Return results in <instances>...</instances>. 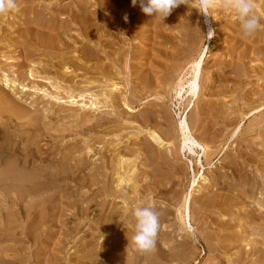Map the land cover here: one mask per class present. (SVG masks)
<instances>
[{"label":"rangeland","instance_id":"obj_1","mask_svg":"<svg viewBox=\"0 0 264 264\" xmlns=\"http://www.w3.org/2000/svg\"><path fill=\"white\" fill-rule=\"evenodd\" d=\"M70 1L71 0H63L62 5H65L64 7L65 10H67L66 8L68 7L72 8L73 6L77 9L79 7V10L81 9L80 11H82V14H84V16H82L81 18L82 20L84 19L83 22H85L83 29L89 28V26H92V24L94 26L97 22H100L99 24L102 25L101 28L102 30H104L105 28L106 29L104 30V32H101L100 29L99 32L97 31L92 35H86V32L82 31L81 27L77 26L78 27L77 28L74 26L72 27L69 26L70 28L68 27L65 30L66 34L64 35V39L66 40V43H68V45L67 44H66L67 46L64 45V49H62V51L59 53L60 55L58 54V56L56 57L55 55L53 56V52H51L50 50H46L42 48L41 50H39L40 48L38 49V47L35 46V42L31 38H29L28 41H26L25 43L26 46L23 45L22 42L20 41V39H22L19 36L22 33L21 31H23L25 28H29V26L24 25L23 19L25 18L26 13L22 12L21 10L22 6L18 4L20 3L19 1L16 0L17 8L15 10L0 12V143L2 141V135H1L3 131L2 128H5V126L9 127V131H10L9 132L10 136L7 141L8 143L4 142V147L6 148V154L3 155L4 156L3 162H0V173L3 177V175L5 174L4 171L8 169L7 166L5 165L6 163H4L5 160L12 162L18 161L17 162L18 166L20 165L18 168L22 167L23 165V167L27 169L25 170V172L27 171V173L30 174L32 173L30 171L42 172L44 169L45 170L47 169V171L51 169H55V168H51V165L49 166V164L51 162L57 161L58 158L62 160L65 153L66 155L68 154L66 156L68 158V162L72 163L73 165L75 162L77 163L79 159H83V158L85 159L88 155H89L88 157H90V162L93 160L92 162L100 163L101 162L100 152H102L108 154L107 159L109 158L108 159L109 161L113 157L117 158L116 160H118L120 156L119 154H121L122 156L125 155L124 157H126L127 160L129 159L128 164L130 165L132 164L134 166V164L136 163L135 168L138 172L139 180L137 181V187H135L134 181H132L133 183L123 182L122 186H120L117 184L118 177L116 175L115 176L116 181L113 183L112 186L115 187L120 186L119 189L120 188L123 189L121 191L122 194L123 192L126 193L124 194L126 195V198L123 199L122 197L125 196H121L115 199L111 196L109 198V203L106 204V206H104L105 208L102 207L101 209H99L102 212L101 211L99 212V210L96 211L94 208H91V206L93 205L92 202H95V200L96 202L102 201L104 195H102L101 193H99V195L95 198L94 197L96 195L95 192L93 193L91 191H88V193L87 191L85 193L79 192L78 194L72 197L74 199L69 198L67 200L65 193L61 195L59 193V196L62 195L65 196L63 198L65 199V201L62 200L65 205L71 204L75 199L78 200L80 198V195L82 194L84 198L81 195L82 198L78 200L79 202L77 203L78 204L77 207L79 206L78 208H85V209L91 208L90 210L93 209L92 212L88 209L89 213L86 214L81 219L73 218V220L76 221L75 225H80L82 229L77 234H73V237H71L70 240L68 242L66 241L65 243L59 242L58 240L63 238V234L60 235L61 231L69 229V226H67L68 221L63 222V224L66 223L67 227L60 223L57 224L56 221L52 223L51 222L47 223L46 225H44L45 229L42 232V230L40 231V229L36 228V225L34 224V222L37 221L36 219L33 222H30V220L33 218L32 216L30 220L25 219L26 216H23L24 209L21 208V213H22V214L20 213L21 221L18 220V222H14L16 223L17 226L13 223L8 225L7 221L4 220L3 214L6 213L7 211H9L10 214L11 211L12 213L17 211L16 207L11 205L12 201L10 200L11 198L14 197L15 194L14 192H12L11 194L10 190L8 194V192H6V189H4V187L1 185L3 188L0 186V259L2 260L3 258L4 261H10L11 264H16L17 262H20L17 264H22V263L23 264H92L93 261L94 263L96 262L95 264H209V263L214 264L216 262L218 263V261H223V260H224L223 261L224 264H228V262H226L227 259L231 255L234 256L236 253L235 250L236 245H230L228 241H224L225 242L223 244L224 246L221 249H219V251L222 253L217 252V249L214 250L215 252L210 251L207 250L208 245L206 241L202 238V236L204 235V233L205 236H209V238L212 235L210 240L213 239L212 241L216 243L215 241H217L216 240L217 238H220L219 240L223 241V239H225L224 237H229L230 234H227L226 232H221L223 233V235L220 234L221 236L220 237L219 235H217L216 231H214L213 233L211 231L212 230L211 228H210L211 230L210 229L203 230L204 228L203 226L205 225L204 222L208 221L207 217H208V213L210 212L212 214L210 216L211 218L217 219L216 217H218V219L220 220L224 219V221L225 222L227 221V223H230V221L233 220L231 222L234 224L236 223L237 214L242 213L244 206L246 207L248 206L249 208L254 207L256 209V212H260V214L264 215V183L263 182H261L262 184H260L258 187H254L252 191L248 194V196L242 195L241 192L242 188L236 189L230 186L232 184H235L237 180L236 176L240 177L242 175L243 176L247 175L246 178H248L249 176L248 179L251 180L250 182H254V180L257 178H259L260 180L262 178L261 181H264V131H263L264 129L262 130V128H260L261 126L257 129V126L259 124L261 125L262 122L261 120H263L261 118L264 117V109L257 113L255 112L257 111L258 108L256 110H253L252 112L248 111L247 109V107H250L251 105L256 108L257 105L260 106L264 101L260 103L259 100L251 104L249 103L250 102L249 101L247 106H245L247 97L245 98L244 96V91L246 88H247L246 90L252 88L254 89L258 85V83H264L263 82L264 79L257 78L258 77L257 74H259L264 67V61L262 62V60L258 59L257 55L251 54V50L253 48L263 46V44H261L260 42L251 43L256 38V36H258L257 35L258 33L255 32L251 36H244L240 31L238 23H236L233 20V16L235 15V13L224 6V0H214L212 8L209 10L210 16L207 17L204 14H202L198 9L197 0H184L186 4H182L177 8L173 9L170 15H168L166 18L163 19V17L161 18L150 17V19L147 20L144 19V14H141L143 12L141 8L138 11L133 12L134 10L132 8L133 5L131 3V0H125L124 2L123 1L118 2L121 8L118 7L119 8L118 11L114 9L115 17L108 19L107 22L104 21L101 22L100 19L99 20L97 19V16L96 17L95 15L89 16L86 13V11L89 10L90 12V10L92 9L98 12V14H101L102 12L103 15L105 14L111 15L110 13H106L108 12L106 10H105L106 12L104 10L101 11L102 8L106 7V6L103 7L99 6V4L103 0H88L89 8L86 9V11H84L85 10L83 8L84 5L81 4L82 3L81 0H76V2L72 6L71 5L66 6V4H68V2ZM104 2L105 1L102 2L103 5ZM120 3L121 4L125 3V4L123 6V4L120 5ZM252 4H253L254 13H256V11L257 13H259L261 12L262 9H264V3L262 0L261 1L252 0ZM96 5H98V7ZM83 11L87 15L83 13ZM129 12H131L132 14L130 15ZM125 15H127L128 17L127 19L128 22L124 20ZM68 16L69 14H67L66 12L63 15L64 18L63 20L67 21L69 19ZM86 16L87 17L89 16L88 23L86 22L87 21ZM207 19H210L212 21L215 34L212 31V34L208 35ZM103 22H104V26H103ZM125 27L128 28L129 30L131 28L132 29L129 32H123L121 29ZM262 28L263 27H261V29ZM108 38L110 39V42ZM96 44H98L99 47H96ZM25 47H27L28 49H26ZM30 47H31V51H30ZM202 49H208L210 56L208 58L209 61L207 60L205 66L206 68L204 69V74H205L204 77L207 74V76L204 78V81L206 82L209 81L211 77H215L217 74L215 71L216 67H214L213 65L216 59L219 58L229 59V57H231L230 55L233 54L236 60L235 67H237L236 68V72H237V69L241 70L243 68L242 70H244L245 68L243 67V64H245V62L242 61H239L241 63L237 62L239 51L248 50L247 54L248 52H250L249 53L250 58L245 59L247 62L246 64L247 71L250 72L249 73L250 76H248V78L247 76H245L248 80L245 77H242V79H240L241 77L239 78L238 76L239 72L234 74V76L237 74L236 76L238 78L236 80V84L238 83L239 85V89H238V85H236V90H238L235 92L236 100H237L236 102H239L241 105L239 106L245 108V110L242 109L240 111H236L237 114L232 115L234 118L232 116L229 117V119L233 118L232 119L233 121L229 120L230 125L228 124L227 127L226 124H224L226 122L225 119L228 116L227 107L233 105L235 106V104L232 103L231 97L228 96V94L227 95L221 94L223 96L218 95L223 100L222 104L226 103L227 107L223 108L224 110H226V112H224L222 109L223 111L222 114L221 113H220L221 115L214 114V118L212 117L213 114L206 115L204 113L201 114V116L198 115L200 114L199 112L202 111L203 109L210 111L211 109L210 104L213 103L210 98V93L205 92V89H203L204 93H202V96L200 97L201 99L197 101H195L196 96L191 98L190 97L191 94L184 93L182 96L183 99H180V101L183 102V100L185 99L186 101L180 104L175 96L174 89L176 83L179 80L177 78L178 72L176 73L174 72L175 68L179 66V64H181L182 62L188 63L190 60H193L192 58L193 57L195 58ZM108 52L110 53L108 54ZM174 52L176 54L178 53L177 56ZM187 53L189 54L188 56ZM107 56L111 57L113 60L111 58L109 59ZM95 57L96 59H98L99 65H97L98 61H95L96 60ZM185 58H190V59L183 61ZM49 59L51 60L54 59L52 61L54 64L50 63L48 61ZM114 61H118V62H114ZM40 62L42 63L44 62V65H40L39 64ZM173 64L175 65L172 66ZM239 64L242 65V68H239L240 66H237ZM109 68L114 72L113 74L115 75L114 76L111 75L113 78L111 76H107V78H111L112 81L117 83L118 88L117 91H115L116 94L120 97V99L125 96H127L126 97L127 99L128 98L130 99L131 97L133 99H137V98L141 99V102H139L138 105H133V103L129 102L128 99L126 100V103L123 102L121 108L119 107L120 113H116L111 106L101 108L98 111L95 108L93 107L91 108V106H89L90 103L92 101H96L95 99L97 98L104 101V98H102L103 95L100 94L101 92L107 91L108 93H110V91H108L110 90L109 87L106 86L105 85L106 82L103 81L106 80V78L103 77V74L104 72L106 73V70L109 71L110 70ZM59 73H63V75L66 74L69 77L66 76L67 78L65 77L66 78L65 80L63 77H59L62 75V74L59 75ZM90 75L92 76L93 79L91 78ZM95 75L100 76V78H98V80L100 79L99 81H95L96 80ZM86 78L87 79L90 78L94 82L93 83L85 82V80L87 81ZM239 80L240 82L243 80L242 82L244 83L242 82L240 83ZM70 81L71 83H69ZM144 81L146 82L148 81L152 85L149 84L147 88H144L143 86L146 84V82ZM245 81L247 82L245 83ZM187 87L188 85L186 86V88ZM260 88L259 90L263 89ZM262 94H264V92L261 93V95ZM58 96L60 97L62 96L61 100H59L58 98H57L58 100L56 99V97ZM189 97L191 98L190 103L188 101ZM9 101L11 102L9 103ZM17 101L18 103H20V105H23L24 107L26 106L29 114L32 117H34L35 122L38 123L36 124L37 127L35 126L33 127L31 125L33 123L27 121L30 120L31 117L30 118L28 117L27 119L21 121L20 119L16 120V116L11 114V108L14 105L13 103H16ZM84 104H88V106L85 107ZM151 104H153L155 107L153 106L151 107ZM100 105L102 104L100 103ZM206 105L208 106V108ZM146 107L147 108L149 107L148 108L149 110L151 109L153 110L154 108L153 112L157 113L155 115H157V118H159V120L156 119L158 120L157 123L159 126L158 125L154 126L155 124L154 122H152L151 124H146L143 121H141L142 120L141 114L144 111L148 110ZM236 107H238L237 104ZM101 114L107 117L108 116L116 117L118 115V117L120 118L116 117L118 120L114 118L113 123L110 122L108 126H103L101 128L99 132L100 139L98 141L92 139L94 133H92L90 129H86L87 130L86 131V130H82L81 128L78 129L75 128L76 127L75 125L78 123H79L78 125L85 126L84 124H88V123L90 124L94 122L95 120L99 119V117H101L100 116ZM206 116L207 118L205 120L204 118ZM235 116L237 117V119H235ZM79 117L83 119H80ZM86 117L91 119L87 121L85 120ZM200 117H203L201 118L204 119L203 122H201ZM185 118H187V120L190 122L189 124L192 130V134L197 136V138L199 137L198 139H200V141L206 145L207 152L204 155H203V150L201 149H198L196 155L190 154L188 150L185 151L182 150L183 152L179 151L180 149L179 145L181 142L180 139L182 138L180 137L182 135L179 128L181 122H183ZM234 119L237 121H234ZM25 121L28 123H25ZM259 121L260 123H258ZM4 123H6V125ZM222 123L223 125L221 126ZM262 124H264V122ZM221 127L222 130L224 131H221ZM236 127L238 128V131ZM151 128L152 130L157 131L165 141L164 143H162V145L160 144L156 145L157 144L156 143L155 144L156 146L154 145L156 149L155 150L152 149L154 151V152L152 151L153 153L151 152V150L147 152L148 150L145 151L146 148L144 149V146L147 145L148 139H150V137L148 136ZM172 129H174V131ZM218 130L219 132L221 131L222 133L220 134L218 132L219 133L218 134L217 133ZM215 132L217 133V135ZM166 138L168 140H166ZM103 142H106V146L104 145ZM166 142H170L172 144L169 145ZM150 147L148 142L147 149L148 148L150 149ZM52 148L56 149L57 153L59 154L58 156L56 155V153L55 156L54 155L52 156V154L50 153L51 150H53ZM27 150H30V152H27L26 154ZM39 150L40 152H44V153L45 151H47L48 153H50L49 155L51 157L48 156L47 159L44 157L45 163L44 165H41V169L30 170V168H27V166L31 164L30 161H33L32 159L33 156L34 157L37 155L39 156L38 161L36 160V165H39L40 164L39 162H41L39 161V159L42 158ZM87 150L88 151L90 150V153L88 155L86 154ZM132 150L135 151L133 152ZM168 150L170 152H168ZM136 152L139 153L141 152L139 158L137 157ZM24 157L26 158L30 157V159H26V161H24L25 160ZM242 160L248 163L247 164L245 163L242 166L244 170L241 169V171L238 174V172L236 173V170L234 168L236 163H239ZM92 166L95 167V164H85L80 166L74 165V168L70 171V173L72 174L71 176H73L72 178H80L84 176L85 173H87L89 169L92 168ZM151 174L153 175V177ZM203 177H207L206 182H208V188L205 191L202 190V187H205V185L204 186L202 185L204 184V182H202L204 181ZM154 178L157 180V184L152 185V187L154 186L155 189L153 187L151 188V190L149 189V191L147 192L142 190L143 183H145L150 179L152 180ZM231 181L234 183H232ZM216 183H220V185L223 183V185L219 187L216 185ZM72 184L74 185L75 183L73 182ZM242 184L245 185L246 187H250L249 184L251 183L249 184L242 183ZM67 186L69 185L62 184L57 188H53L49 192L51 193L54 190H60V189L67 190L68 188ZM108 186H111V184ZM153 189L155 190V192ZM214 192H217L218 194L220 192V194L222 193L231 196L230 198L234 199L235 202L234 205L230 206L234 211L232 215H230L229 212H227L226 210L224 209L222 210L218 207L216 208L210 207L211 208L210 210L205 211L201 203L202 199L206 198L204 196V193L208 195L209 194L213 195ZM45 193L49 194L48 192L39 193V194H44L46 196ZM10 195H12L13 197L12 196L10 197ZM76 196H78L79 198ZM189 196L192 197V209H193L192 228H190V226L188 228L184 226L176 210V208H179V206L182 205V203L180 204V202L181 201L184 202L186 197L190 198ZM39 197L40 195L37 197L36 196L22 197L21 205L25 207V205L29 204L33 199L37 200L39 203L40 201ZM42 197L44 196L41 195V198ZM7 199L11 202H9ZM125 199H128V201H126ZM170 200L173 201L171 202ZM174 200H176V202H174ZM125 205H126L125 208L127 209L126 218L124 219L122 218L120 220H118L119 218L116 219L114 223L116 222L118 224L116 225L112 224L113 225V226L111 225L112 227L108 224L105 226L103 222L105 218L108 217L109 214L112 213L114 209H116L117 207L123 208ZM137 206H141V207L150 206L152 208L154 207V210L157 211L159 215L160 227L158 230V235L156 237V245H155L156 248H154V250H152L151 252L142 253L138 251L135 248V246L131 243V239H132L131 237L135 233V220L134 217L132 216V209ZM1 207L3 208V210L1 209ZM92 207H94V205ZM6 209L8 210L5 211ZM122 210H124V208ZM238 211H240V213H238ZM90 213L92 216L89 215ZM242 214L244 215V213ZM245 216L246 214L244 215L243 219L240 220L243 222V227L247 225L249 226V229H251V232L255 233L254 235H251L249 238L253 239L255 238V236L256 238H258L257 237L258 233L256 232L262 231L263 230L262 228L264 227H262L260 221L258 220L247 224V218ZM210 217L209 220L211 219ZM23 218L24 221L22 220ZM65 218L66 217H63V219ZM96 221L97 222L99 221L100 223L99 229L94 228L96 226ZM53 224H55L54 227L48 229V227H50V225L52 226ZM5 226L7 228L8 227L10 228V229L8 228V230H10L9 232ZM92 226L94 229L92 228ZM2 227L4 229H1ZM37 229L39 232H37ZM86 230H88L90 235L86 232ZM89 230L93 232L91 233ZM44 231H46L47 233H45ZM82 231H84L87 234L83 233ZM121 231L123 232L124 235L121 233ZM35 232H37L38 235L40 234V236L38 240L37 239L34 240L33 243L31 242L30 239L31 237L28 239L26 234L32 236V234L35 235ZM41 234L42 236H47L48 234H52L54 235V238L52 240L44 238L45 239L44 241L42 240L43 237L41 236ZM84 234L85 236H83ZM214 234L216 236H214ZM109 235H114V237L121 236L126 241L124 244H121L118 248H115V250H112L111 254L109 253L110 256L106 255L105 258L104 257L102 258L101 256H97V260H94V258L91 259L89 257V260H84L82 256L85 255L86 252L88 253L90 249L98 250V247L99 248L103 247L102 243L105 242V241L103 242V240L107 239ZM231 237L233 236L231 235ZM85 240H89L90 242L83 245V241ZM104 245H106V242L104 243ZM15 249H17V251ZM18 254H20L21 257L20 256L18 257ZM14 261L15 263H13Z\"/></svg>","mask_w":264,"mask_h":264},{"label":"bare ground","instance_id":"obj_2","mask_svg":"<svg viewBox=\"0 0 264 264\" xmlns=\"http://www.w3.org/2000/svg\"><path fill=\"white\" fill-rule=\"evenodd\" d=\"M19 1L20 4L22 7H21V10L22 12L26 13L25 15V18L23 19L24 20V25L26 26H29V28H25L23 31H21L22 33L19 35L22 39H20V41L22 42L23 45H25L26 41H28L29 38L33 39L34 42H35V46L38 47L39 50L42 49H46V50H50L51 52H53V56L55 55L58 56V54L62 51V49H64V45H68V43H66V40L64 39V35L66 34V29L70 26H74V27H81L82 31L86 32V35H92L93 33L95 32H99V30L102 28V25H100L99 23L100 22H97L94 26L92 24V26H89V28H86V29H83L84 27V23L83 20H82V16H84V14H82V11L79 10V7L78 9L75 8L74 6L72 8L68 7L66 8L67 10L64 9L65 5H62V2L63 0H17ZM104 2V5L102 4V2ZM99 6H106L105 8H102L101 11H108L106 13H110L111 15H103V13L99 10V12H101V14H98V12H96L95 10H89L86 11V9L89 8L88 6V0H81V4L84 5V11H86V13L90 16H94L95 17L97 16V19L104 21V22H107L108 19L110 18H114L115 17V12H114V9H116L118 11V7L121 8V6H119V3L118 2H124L125 0H103ZM107 1V3H106ZM257 1H261V0H257ZM263 3H264V0H262ZM76 2V0H71L70 2H68V4H66V6H72L74 3ZM100 2V1H98ZM96 3V2H95ZM260 3V2H259ZM97 4V3H96ZM107 4V5H105ZM123 4V3H122ZM120 3V5H122ZM125 4V3H124ZM123 4V6H124ZM182 5V4H181ZM94 6V5H93ZM98 7V5H96ZM131 6V5H130ZM95 7V6H94ZM129 7V6H128ZM70 8V9H69ZM93 8V7H92ZM100 8V7H99ZM133 12L135 11H138L141 7L139 5V3L136 5V6H133ZM95 9V8H94ZM131 10V9H130ZM129 10V11H130ZM83 11V13H85ZM67 12V14H69V19L67 21H64L63 19V15ZM132 12V11H131ZM129 12V14L131 15L132 13ZM172 12V11H171ZM85 13V14H86ZM119 13V12H118ZM121 13V12H120ZM86 14V15H87ZM117 14V13H116ZM141 14H144V19H150V16L146 15L145 13H141ZM173 14V13H172ZM259 19H260V24L262 26H264V9L261 10V12L255 13ZM177 15V14H176ZM89 16L87 17L86 16V22L88 23L89 21ZM117 16V15H116ZM67 17V16H66ZM118 17V16H117ZM180 17V16H178ZM93 18V17H92ZM161 18V17H160ZM174 18V17H173ZM96 19V18H95ZM96 19V20H97ZM120 19V18H119ZM116 20V19H115ZM121 20V19H120ZM155 21V20H154ZM67 22V23H66ZM104 22H103V26H104ZM111 22V21H110ZM128 22V21H127ZM207 22H208V35H211L212 33H209V30L213 31L214 34H215V30L213 28V25H212V21L210 19H207ZM102 24V23H101ZM109 24V23H108ZM7 25V24H6ZM107 25V24H106ZM127 25V24H126ZM231 25V24H230ZM110 26V25H109ZM69 27V28H70ZM73 27V28H74ZM77 27V28H78ZM88 27V26H87ZM183 27V26H182ZM76 28V29H77ZM200 28V27H199ZM4 29V28H3ZM7 29V28H6ZM75 29V28H74ZM104 29V28H103ZM106 29V28H105ZM104 29V30H105ZM132 29V28H131ZM130 29V30H131ZM104 30L101 29V32H104ZM109 30V29H108ZM123 32H129L130 30L128 28H122L121 29ZM154 30V29H153ZM200 30V29H199ZM13 31V30H12ZM110 31V30H109ZM108 31V32H109ZM117 32V31H116ZM120 32V31H118ZM68 33V31H67ZM106 33V32H105ZM256 33H258L256 36V38L251 42V43H254V42H260L261 44H263V46H259L257 48H253L251 50V54L253 55H257L258 59L262 60V62L264 61V27L261 29V30H258L256 31ZM5 34V33H4ZM68 35V34H67ZM102 35V34H101ZM18 36V37H19ZM8 37V36H7ZM120 37V36H119ZM170 37V36H169ZM172 37V36H171ZM72 38V37H71ZM74 38V36H73ZM167 38V37H166ZM165 38V40H166ZM109 39V38H108ZM121 39V38H120ZM178 39V38H176ZM112 40V39H111ZM159 40V39H158ZM169 40V39H168ZM75 41V40H74ZM116 41V40H115ZM114 41V42H115ZM160 41V40H159ZM176 41V40H175ZM194 41V40H193ZM19 42V41H18ZM102 42V41H101ZM109 42H110V39H109ZM113 42V44H114ZM181 42V41H180ZM197 42V41H195ZM77 43V42H76ZM121 43V42H120ZM187 43V42H186ZM194 43V42H193ZM99 44V43H98ZM96 44V47H99V45ZM112 44V43H111ZM197 44V43H196ZM66 45V46H67ZM251 45V44H249ZM26 46V45H25ZM105 46V45H104ZM134 46V45H133ZM185 46V45H184ZM21 47V46H20ZM24 47V46H23ZM36 47V48H37ZM186 47V46H185ZM189 47V46H188ZM191 47V46H190ZM195 47V46H194ZM26 49H28L27 47H25ZM121 48V47H120ZM206 48V47H205ZM232 48V47H231ZM22 49V48H21ZM122 49V48H121ZM124 49V48H123ZM164 49V48H163ZM186 49V48H185ZM240 49V48H239ZM134 50V49H133ZM162 50V49H161ZM170 50V49H169ZM233 50V49H232ZM30 51H31V47H30ZM116 51V50H115ZM120 51V50H119ZM122 51V50H121ZM197 51V50H196ZM247 51L248 50H242V51H239L238 53V57H237V62L239 61H242V62H245V64H243V67L244 70H242V65H237V66H240L239 68H242L241 70L240 69H237V72L238 73V76L240 79H242V77H245L247 76H250V72L247 71V62L245 59L247 58H250V52H248L247 54ZM24 52V51H23ZM152 52V51H151ZM165 52V51H164ZM199 52V50H198ZM196 52V53H198ZM63 53V52H62ZM61 53V54H62ZM110 52H108L109 54ZM120 53V52H119ZM166 53V52H165ZM175 53V52H174ZM189 53V52H188ZM187 53V56L189 55ZM223 53V52H222ZM99 54V53H98ZM96 54V55H98ZM176 54V53H175ZM178 54V53H177ZM176 54V56H177ZM41 55V54H40ZM60 55V54H59ZM118 55V54H117ZM122 55V54H121ZM182 55H185V54H182ZM236 55V53H235ZM114 56V55H113ZM167 56V55H166ZM171 56V55H170ZM175 56V58H176ZM212 56V54H211ZM231 57H229V59L225 58H219V59H216L215 62H214V67H216L215 71H216V76L215 77H211L209 79V81H204V78L207 76L204 77V69L206 68V63H207V60L208 58L210 57L209 56V50L208 49H202L198 54L197 56L194 58L193 56V60H190L188 63L187 62H182L181 64H179V66H177L174 70V72H178V76L177 78L179 79L178 82L176 83V86H175V96L177 98V100L179 101V103H184L185 100H183V102L180 101V99H183L182 96L183 94H191V98L196 96V100H199L201 99L200 97L202 96V93L203 92V89H205V92H209L210 93V98L212 100L213 103H211V107L209 105V110H206V109H203L202 111H200L198 114L199 116H201V114H213V118H214V114L215 115H218V114H222V112H226V110H224L223 108L224 107H227L226 106V103L222 104L223 100L222 98H220L218 95L220 96H223V95H227L231 97V100H232V103L235 104V106H228L227 107V110H228V116L226 117V122L224 124H226V127L227 125L230 123L229 120L233 121L232 119L234 118L232 115L233 114H237L236 111H240V110H245V108L243 107H240V103L239 102H236V85H238V83L236 84V80H237V74L234 76L236 72V60H235V56L232 54L230 55ZM62 57V56H61ZM98 57V56H97ZM108 57V56H107ZM115 57V56H114ZM173 57V56H172ZM221 57V56H220ZM109 59L111 57H108ZM122 58V57H121ZM120 58V59H121ZM24 59V58H23ZM79 59V58H77ZM96 59V57H95ZM94 59V60H95ZM100 59V58H99ZM112 59V58H111ZM115 59V58H114ZM187 59H190V58H185L183 61H186ZM47 60V59H46ZM54 60V59H53ZM51 59H49L48 61L52 64H54ZM60 60V59H59ZM113 60V59H112ZM119 60V59H117ZM173 60V59H172ZM178 60V59H177ZM95 61H98V59H96ZM209 61V60H208ZM56 62V61H55ZM72 62V61H71ZM114 62H118V61H114ZM163 62V61H162ZM70 63V62H68ZM241 63V62H239ZM40 65H44V62H40L39 63ZM108 64V63H107ZM32 65V64H31ZM35 65V64H34ZM33 65V66H34ZM97 65H99V61L97 62ZM95 65V66H97ZM175 64H173L172 66H174ZM178 65V64H176ZM212 65V66H213ZM55 66V65H54ZM77 66V65H76ZM136 66V65H135ZM40 67V66H39ZM79 67V66H78ZM87 67V66H86ZM261 67V66H260ZM263 67V66H262ZM38 68V67H37ZM71 68V67H70ZM81 68V67H80ZM79 68V69H80ZM210 68V67H209ZM26 69V68H25ZM58 69V68H57ZM56 69V70H57ZM110 69V68H109ZM36 70V69H35ZM66 70V69H65ZM69 70V69H68ZM74 70V69H73ZM137 70V69H136ZM250 70V69H249ZM76 71V70H75ZM104 72V71H103ZM135 72V71H134ZM146 72V71H145ZM148 72V71H147ZM252 72V71H251ZM37 73V72H36ZM49 73V72H48ZM114 72L110 69L109 71L106 70V73L104 72L103 74V77L106 78V80H103L106 82V86L109 87L110 90V93H108L107 91L106 92H101L100 94L103 95L102 98H104V101L100 100L99 98L95 99L96 101H92L90 103L89 106H91V108H95L97 111L100 110L101 108H104V107H108V106H111L114 111L116 113H120V110H119V107L121 108L122 105H123V102L126 103V100H128L125 96L123 98L120 99V97L116 94L115 91H117V88H118V85L116 82L112 81L111 78H107V76H114L115 74H113ZM153 73V72H152ZM173 73V72H172ZM20 74V72H19ZM62 74L61 76L59 77H63L65 80H66V74L63 75V73H59V75ZM89 74V73H88ZM252 74V73H251ZM72 75V74H71ZM89 76V75H88ZM91 76V75H90ZM96 76V75H95ZM99 76V75H98ZM96 76V80L94 78L95 81H99L98 78H100V76L98 77ZM111 76V77H112ZM172 76V75H171ZM252 76V75H251ZM255 76V75H254ZM257 78H261V79H264V67L263 69L261 70V72L259 74H257ZM66 77V78H65ZM69 77V76H68ZM102 77V76H101ZM148 77V76H147ZM174 77V76H173ZM176 77V76H175ZM16 78V77H15ZM25 78V77H24ZM30 78V77H29ZM92 78V76H91ZM113 78V77H112ZM117 78V77H116ZM138 78V77H137ZM152 78V76H151ZM246 78V77H245ZM246 78V79H247ZM18 79V78H17ZM74 79V78H73ZM87 79V78H86ZM93 79V78H92ZM245 79V80H246ZM257 79V80H258ZM70 80V79H68ZM168 80V78H167ZM172 80V79H171ZM248 80V79H247ZM21 81V80H20ZM19 81V82H20ZM110 81V82H109ZM149 81V80H148ZM146 82V84L143 86L144 88H147L148 85L150 84V82ZM151 81V80H150ZM243 81V80H242ZM241 81V82H242ZM61 82V81H59ZM58 82V83H59ZM67 82V81H66ZM76 82V80H75ZM85 82H88V83H93L94 81H92L90 78L87 79V81L85 80ZM142 82V81H141ZM206 82V83H204ZM240 82V80H239ZM240 82V83H241ZM247 81H245L246 83ZM250 82V81H249ZM260 82V81H259ZM262 82V81H261ZM264 82V80H263ZM71 83V81L69 82ZM78 83V81H77ZM157 83V82H155ZM244 83V82H242ZM258 83V82H256ZM123 84V83H122ZM134 84V83H133ZM254 84V83H253ZM71 85V84H70ZM152 85V84H150ZM160 85V84H159ZM188 85V87L186 88V86ZM245 85V84H244ZM258 85H259V88L262 89V90H259L258 88ZM258 85L253 89H249V90H246L244 91V96L245 98L247 97V101L245 103V106H247L248 102L251 104V103H255L256 101H259L260 103L263 100L264 98V94L261 95V93L264 92V83H258ZM72 86V85H71ZM142 86V85H141ZM163 86V85H162ZM253 86V85H252ZM57 87V86H56ZM102 87V86H101ZM165 87V86H164ZM171 87V86H170ZM218 87V88H217ZM241 87V86H240ZM104 88V87H103ZM217 88V89H216ZM249 88V87H248ZM58 89V88H57ZM81 89V88H80ZM85 89V88H84ZM137 89V88H136ZM150 89V88H149ZM238 89H239V85H238ZM119 90V89H118ZM131 90V89H130ZM163 90V89H162ZM165 90V89H164ZM241 90V89H240ZM105 91V90H104ZM229 91H232V92H229ZM119 92V91H118ZM160 92V91H159ZM165 92V91H164ZM168 92V91H167ZM241 92V91H240ZM82 93V92H81ZM135 93V92H134ZM59 94V93H58ZM85 94V93H84ZM99 94V96H100ZM137 94V93H136ZM223 94V95H221ZM10 95V94H9ZM63 95V94H62ZM83 95V94H82ZM72 96V95H71ZM140 96V95H139ZM262 96V98H261ZM64 97V96H63ZM69 97V96H68ZM67 97V98H68ZM84 97V96H83ZM122 97V96H121ZM189 97L188 101L189 103L191 102V98ZM204 97V96H203ZM59 99L61 100L62 96H58L56 97V99ZM76 98V97H75ZM137 98V96H136ZM57 99V100H58ZM164 99V98H163ZM262 99V100H261ZM225 100V99H224ZM86 101V100H85ZM129 102L133 103V105H138L139 102H141V99H133L132 97L128 100ZM11 101H9L10 103ZM205 102V101H204ZM100 103L102 105H100ZM14 105L12 106L11 108V114H13L14 116H16V120H21L23 121L24 119H27L28 117L30 118V120H27V121H30L31 124L33 127H37L36 123L35 122V119L34 117H32L29 112H28V109L26 108V106L24 107L23 105H20V103H18V101L16 103H13ZM148 104V103H147ZM236 104L238 107H236ZM249 104V105H250ZM150 105V104H149ZM204 105V104H203ZM223 105V106H222ZM231 105V104H230ZM240 105V106H239ZM255 105V104H253ZM257 105V104H256ZM84 106H88V104H84ZM148 106V105H147ZM155 107L153 104H151V107ZM201 106V105H200ZM207 106V105H206ZM264 102H262V104L259 106L257 105L256 108L253 107L252 105L250 107H247L248 111L252 112L253 110H256L257 108V112H260L261 110L264 109ZM11 107V106H10ZM150 107V109H151ZM195 107V106H194ZM221 107V108H220ZM260 107V109H259ZM262 107V108H261ZM147 108V107H146ZM145 108V109H146ZM149 108V107H148ZM147 108V109H148ZM159 108V107H158ZM197 108V107H196ZM202 108V107H200ZM208 108V106H207ZM237 108V109H236ZM146 109V110H147ZM199 109V108H198ZM223 109V111H222ZM246 109V110H247ZM9 110V109H8ZM144 110V109H143ZM154 110V108H153ZM153 110H147V111H144L142 114H141V118L144 123L146 124H151L152 122H154V126L158 125V120L159 118H157V113H154ZM156 110V108H155ZM196 110V109H195ZM221 110V111H220ZM10 111V110H9ZM107 111V110H106ZM34 112V111H33ZM245 112V111H244ZM10 113V112H9ZM32 113V112H30ZM91 113V112H90ZM103 113V112H102ZM123 113V111H122ZM163 113V112H162ZM243 113V111H242ZM249 113V112H247ZM89 114V113H88ZM113 114V113H112ZM139 114V113H137ZM220 114V115H221ZM116 115V114H115ZM134 115V114H133ZM165 115V114H164ZM240 115V114H239ZM243 115V114H242ZM34 116V115H33ZM101 117H99V119L95 120L94 122L92 123H88V124H84L85 126L83 125H78L76 124L75 128L78 129V128H81L82 130H86V129H90L92 131V133H94V136H93V140L95 141H98L100 139V136H99V132L101 130V128L103 126H108L110 124V122L113 123V120L114 118L118 117V115L116 117H107V116H104L103 114L100 115ZM203 116V115H202ZM233 117L231 119H229V117ZM244 116V115H243ZM242 116V117H243ZM39 117V116H38ZM37 117V118H38ZM82 117V116H81ZM123 117V116H122ZM136 117V116H135ZM216 117V116H215ZM33 118V119H32ZM80 118V117H79ZM120 118V117H118ZM169 118V117H168ZM203 118V117H200V119ZM207 116L204 118L206 120ZM239 118V116H238ZM80 119H83V118H80ZM91 118H88L86 117L85 120L89 121ZM140 119V118H139ZM158 119V120H156ZM204 119H201V122L204 121ZM235 119H237V117L235 116ZM234 121H237L235 120ZM264 120V117L261 118ZM33 120V121H32ZM116 120H118L116 118ZM165 120V119H164ZM175 120V119H174ZM260 120V119H259ZM261 120V125L257 124L255 126H257V129L260 127L262 128V130L264 129V124H262L264 121ZM20 121V122H21ZM81 121V120H80ZM161 121V120H160ZM194 121V120H193ZM213 121V120H212ZM29 122V123H30ZM254 122V121H253ZM23 123V122H22ZM21 123V124H22ZM25 123H28L25 121ZM116 123V122H115ZM190 122L187 120V118L184 119L183 122H181L180 124V131H181V135L180 137H182L180 140V145H179V151H185V150H188V152L190 154H195L197 153L198 149H201L203 150V155L207 152V147L205 144H203L200 139L197 138V136L193 135L192 134V130H191V127H190ZM260 123V121L258 122ZM6 125V123H4ZM142 124V123H141ZM152 124V125H153ZM251 124V123H250ZM256 124V122H255ZM215 125V124H214ZM223 125V123L221 124V126ZM230 125V124H229ZM10 126V125H9ZM145 126H148V125H145ZM159 126V125H158ZM217 126V125H216ZM225 126V125H224ZM235 126V125H234ZM253 126V125H252ZM23 127V126H22ZM27 127V126H26ZM208 127V126H207ZM250 127V125H249ZM7 128V129H6ZM21 128V127H20ZM74 128V129H75ZM153 128V127H152ZM152 128L150 129V132H149V136L150 139H148V142H149V147L150 149L148 148L147 149V146H148V142H147V145L144 146V149L146 148L145 151L149 152L151 150V152L153 151L152 149H156L154 147V145H162V143H164V139L162 138V136L159 135V133L155 130H152ZM166 128V127H165ZM233 128V127H232ZM237 128V127H236ZM256 128V127H255ZM3 131L1 133L2 135V141L0 143V162H3V155L6 154V148L4 147V142L6 143L9 139V136H10V131H9V127H6L5 128H2ZM146 129V128H145ZM207 129V128H206ZM216 129V127H215ZM225 129V128H223ZM227 129V128H226ZM248 129V128H247ZM55 130V129H54ZM174 131V129H172ZM260 130V129H259ZM87 131V130H86ZM167 131V130H166ZM204 131V130H203ZM202 131V132H203ZM221 131H224L222 130V127H221ZM219 132V130L217 131V133L219 132L220 134L222 132ZM237 131H238V128H237ZM264 131V130H263ZM213 132V131H211ZM229 132V131H228ZM16 133V132H15ZM178 133V132H177ZM198 133V132H197ZM216 133V132H215ZM216 133V135H217ZM218 133V134H219ZM237 133V132H236ZM242 133V132H241ZM262 133V132H261ZM167 134V133H166ZM199 134V133H198ZM207 134V133H206ZM205 134V135H206ZM225 134V133H224ZM169 135V134H168ZM177 135V134H176ZM175 135V136H176ZM197 135V134H196ZM212 135V134H211ZM241 135V134H240ZM263 135V134H262ZM200 136V135H198ZM209 136H210V133H209ZM224 136V135H223ZM231 136V135H230ZM56 137V136H55ZM138 137V136H137ZM178 137V136H177ZM215 137V136H214ZM239 137V136H238ZM169 138V137H168ZM213 138V137H212ZM218 138V137H217ZM166 140H168L166 138ZM209 140V138H208ZM244 140V139H243ZM94 141V142H95ZM103 141V140H102ZM146 141V140H145ZM218 141V140H217ZM8 143V142H7ZM104 145L106 146V142H103ZM168 143L169 145L172 144L170 142H166ZM165 143V144H166ZM182 143V145H181ZM250 143V142H249ZM35 144V143H34ZM38 144V143H37ZM143 144V143H142ZM6 145V144H5ZM32 145V144H31ZM155 145V146H156ZM217 145V144H216ZM254 145V143H253ZM14 146V145H13ZM121 146V145H120ZM143 146V145H141ZM140 146V148H141ZM42 147V146H41ZM100 147V146H99ZM5 148V149H4ZM170 148V147H169ZM32 149V148H31ZM36 149V148H35ZM53 149V148H52ZM8 150V149H7ZM142 150V149H141ZM212 150V149H211ZM259 150V149H258ZM261 150V149H260ZM128 151V150H127ZM133 151V150H132ZM135 151V150H134ZM133 151V152H134ZM144 151V152H145ZM182 151V152H183ZM255 151V150H254ZM8 152V151H7ZM27 152H30V150H27L26 151V154ZM40 152V150H39ZM67 152V151H66ZM154 152V151H153ZM152 152V153H153ZM158 152V151H157ZM168 152H170L168 150ZM52 154V156L54 155L55 156V153L56 155L58 156L59 154L57 153L56 149H53L51 150L50 152ZM47 151L44 152H40V155L42 158L39 159V162L40 164L39 165H36V160L38 161V158L39 156H31V158L33 159V161H30L31 164L29 166H27V168H30V170H38V169H41V165H44V157L47 159L48 156H50ZM90 153V150L88 151L87 150V155ZM101 153V162L100 163H96V162H90V157H86L85 159H79L77 161V163L74 165H85V164H95V167L92 166V168L89 169V171L87 173H85L84 176L80 177V178H72L73 176H71L72 174L70 173V171L74 168V165L72 163H69L68 162V158L66 157V153L65 155L63 156L62 160L61 159H57V161H54V162H51L49 164V166L51 165V168H55V169H51L49 171H47V169L43 170L42 172L41 171H37V172H34V171H30L32 173H27V171L25 172V170H27L26 168L23 167H20L18 168V161L16 162H12V161H6L4 163H6L5 165L7 166V172H5V174L1 175L0 173V186L2 185L4 187V189H6V192H9L11 191V194L12 192H14V197L12 195H10V197L12 196L13 198H11L10 200L12 201L11 205L12 206H15L17 211L12 213L11 211V214L9 213V211H7L8 209H6L5 211H7L6 213H2L3 216H4V220L7 221L8 225L13 223L16 225V223L14 222H18L21 221L20 219V213H21V208L24 209L23 210V216H26L25 219L27 220H30L31 216L33 217L30 222H33L35 219L37 220L36 222H34V224L36 225V228L40 229V231L45 229L44 228V225H46L47 223H52L54 221L64 226H66V223L63 224V222H67L68 221V224L67 226H69V229L67 230H62L61 231V234H63V238L58 240L59 242H62V243H65L66 241L68 242L70 240L71 237H73V234H77L82 228L80 227V225H75L76 224V221L73 220V218L75 219H81L82 217H84L86 214L89 213L88 209H85V208H78L77 207V203L79 202L78 200L81 197L80 195V198L78 196L79 199H75L71 204H67L65 205L64 202L62 200L65 201V199H63L65 196L67 197V199L69 198H72L74 195L78 194L79 192H83L85 193L87 191H91L92 193L95 192L96 195L94 196L95 198L99 195V193H101L102 195H104V198L102 199V201H97L95 200V202H92L94 207H92L91 205V208H94L96 211H98L99 209H101L102 207L105 208L104 206H106V204L109 203V198L112 196L113 198L117 199L118 197H121V196H125V197H122L123 199L126 198V194L125 192H123L122 194V191L123 189H119L120 186H122V183L123 182H132L134 181V184H135V187H137V181L139 180L138 178V172L135 168V164L134 166L131 164H128V160L126 159V157L122 156L121 154H119V158L118 160H116L117 158H112L110 161L107 159V155L106 153ZM141 153V152H140ZM140 153L139 152H136L137 154V157L139 158L140 157ZM156 153V152H155ZM210 153V152H209ZM157 154V153H156ZM249 154V153H248ZM36 155V154H35ZM45 155V156H44ZM47 155V156H46ZM144 155V153H143ZM207 155V154H206ZM252 156V155H251ZM254 156V155H253ZM262 156V155H261ZM20 157V156H19ZM27 157V156H26ZM25 158L24 161H26V159H30L29 158ZM51 157V156H50ZM147 157V156H145ZM150 157V155H149ZM152 157V156H151ZM155 157V155H154ZM21 158V157H20ZM56 158V157H55ZM22 159V158H21ZM45 159V160H46ZM156 159V158H155ZM54 160V159H53ZM246 160V159H245ZM251 160V159H250ZM28 161V160H27ZM132 161V160H131ZM152 161V160H151ZM156 161V160H155ZM29 162V163H30ZM50 162V161H49ZM127 162V163H126ZM133 162V161H132ZM161 162V161H160ZM159 162V163H160ZM250 162V161H249ZM26 163V162H25ZM47 163V162H46ZM156 163V162H155ZM246 162L245 161H240L239 163H236L235 165V170H236V173L241 171L242 166L245 164ZM248 163V162H247ZM246 163V164H247ZM20 164V162H19ZM27 164V163H26ZM153 164V163H152ZM154 165V164H153ZM231 165V164H230ZM46 166V165H45ZM229 166V165H228ZM158 167V166H157ZM78 168V167H77ZM245 168V167H244ZM146 169V168H145ZM155 170V169H154ZM244 170V169H243ZM246 170V169H245ZM157 171V170H156ZM2 172V173H4ZM73 172V171H72ZM142 173V172H141ZM117 175L118 177V185H120L119 187L118 186H112L113 183L116 181V178L115 176ZM152 175V174H151ZM245 175V174H244ZM147 176V175H146ZM156 176V175H155ZM247 176V175H246ZM246 176H236L237 177V180L235 182V184H232L230 185L231 187L233 188H242L241 192H242V195L244 196H248V194L252 191V189L254 187H258L260 184H262L261 182L264 183V181H261L259 178L255 179L254 182H250L251 180H249V176L248 178H246ZM153 177V175H152ZM223 177V176H222ZM151 178V177H150ZM216 179V178H215ZM254 179V178H253ZM147 180V179H146ZM203 180L202 182H204V184H202L203 186L205 185V187H202V190L205 191L207 190L208 188V182H206L207 180V177H203ZM249 180V181H248ZM142 181V180H141ZM210 181V180H209ZM234 181V180H233ZM75 183L74 185L72 183ZM159 182V181H158ZM232 182V181H231ZM133 183V182H132ZM139 183V182H138ZM221 183V182H220ZM220 183H216L217 186H222L223 183L220 185ZM234 183V182H232ZM242 183H251L249 184L250 187H246L245 185H243ZM62 184H65V185H69L67 186V190H54L53 192H49L50 190H52L53 188H57L59 187L60 185ZM111 186H108L110 185ZM157 184V180L154 178V179H150L148 181H146L145 183H143L142 185V190H144L145 192L149 191V189L151 190L152 185H155ZM163 184V183H162ZM1 186V187H2ZM227 186V185H226ZM2 187V188H3ZM133 187V186H132ZM65 188V189H66ZM123 188V187H122ZM158 188V187H157ZM163 188V187H162ZM172 188V187H171ZM175 188V187H174ZM201 188V187H200ZM210 188V187H209ZM155 189V187H154ZM153 189V190H154ZM225 189V188H224ZM10 190V191H9ZM131 190V189H130ZM157 190V189H156ZM125 191V190H124ZM128 191V190H127ZM173 191V190H172ZM201 191V190H199ZM44 192H48L49 194L45 193L46 196L44 194H39V193H44ZM130 192V191H129ZM155 192V190H154ZM59 193L60 195L65 193L66 195H62V196H59ZM144 193V192H143ZM7 194V196H8ZM39 194L40 195V201L38 203L37 200H31V202L29 204H26L25 207H23L21 205V198L22 197H32V196H39L37 195ZM145 194V193H144ZM182 194V193H180ZM203 194V192H202ZM2 195V194H1ZM41 195H43L44 197L41 198ZM85 195V194H84ZM87 195V194H86ZM148 195V194H147ZM145 195V196H147ZM4 196V195H3ZM83 196V195H82ZM177 196V195H176ZM191 196V195H190ZM189 196V197H190ZM200 196V195H199ZM204 196L206 198L202 199V206L204 207L205 211H208L210 210L211 208L210 207H218L220 209H224L226 210L227 212H229L230 215H232L234 213L233 209L230 207L232 205H234V199L233 198H230L231 196H228V195H225V194H219L217 192H214L213 195H208V194H205L204 193ZM203 196V197H204ZM2 197V196H1ZM88 197V196H87ZM175 197V196H174ZM180 197V196H179ZM183 197V196H182ZM218 197V198H217ZM238 197V196H237ZM4 198V197H3ZM9 198V196H8ZM84 198V196H83ZM142 198V197H141ZM202 198V197H201ZM241 198V197H240ZM74 199V198H72ZM176 199V198H174ZM238 199V198H237ZM8 200V199H7ZM126 201H128V199H125ZM181 200V199H180ZM194 200V199H193ZM2 201V200H1ZM9 201V200H8ZM9 201V202H11ZM70 201V200H69ZM83 201V200H82ZM171 201V200H170ZM169 201V202H170ZM173 201V200H172ZM171 201V202H172ZM6 202V201H5ZM28 202V201H27ZM81 202V200H80ZM112 202V201H111ZM174 202H176V200H174ZM178 202V201H177ZM237 202V200H236ZM261 202V201H260ZM127 203V202H125ZM182 203V205L179 206V208H176L177 210V213H178V216L180 218V220L183 222L184 226L186 228H188L190 226V228L193 227L192 225V197L188 198L186 197L184 202H180V204ZM80 204V203H79ZM178 204V203H177ZM237 204V203H236ZM201 205V204H200ZM218 205V206H217ZM3 206V205H2ZM109 206V205H108ZM252 206V205H250ZM74 207V208H73ZM89 207V206H88ZM126 205L123 207L124 210H122L123 208L121 207H117L116 209H114V211L112 213L109 214L108 217L105 218V220L103 221L104 222V225L106 226L107 224L108 225H112V224H118V223H114V221L116 219L120 220V219H124L126 218V212H127V209L125 208ZM73 208V209H72ZM90 208V209H91ZM119 208V209H118ZM154 208V207H153ZM1 209L3 210V208L1 207ZM89 209V210H90ZM107 209V208H106ZM110 209V208H109ZM118 209V210H117ZM250 209V210H248ZM1 210V211H2ZM93 210V209H92ZM92 210H90L92 212ZM101 210H99L100 212ZM200 211V210H199ZM215 211V210H214ZM213 211V212H214ZM241 211V210H240ZM240 211H238V213H240ZM102 212V211H101ZM129 212V211H128ZM164 213V212H163ZM242 213H244V215L246 214V218H247V224L248 223H251L253 221H260V224L262 225V227H264V215L263 214H260V212H256V209L254 207L252 208H249L248 206H244L243 210H242ZM237 214V217H236V223H232L231 220L230 223H227V221L225 222L224 219L220 220L218 219V217H216L217 219H214V218H211L210 216L212 215L211 212L208 213V221L207 222H203L205 223V225L203 226V230H209L210 229L213 233L214 231L217 232V235L220 236V234L223 235V233L221 232H226L227 234H230L229 237H224L225 239H223V241H220L219 239L220 238H217L215 241L216 243H214L210 238L209 236H205V233L204 235L202 236V238L206 241L207 245H208V249L207 250H210V251H214L215 249H217V252H220L219 249H221L224 245V241H228V243L230 245H236V253L235 255H231L226 262H228V264H264V228H262L263 230L260 231V232H256L258 233V238H249L251 235H254L255 233L254 232H251V229H249V226H245L243 227V222L240 221L243 219L244 215L243 214ZM22 214V213H21ZM91 215V213L89 214ZM218 215V214H217ZM259 215V216H258ZM92 216V215H91ZM216 216V214H215ZM63 217H66L65 219H63ZM209 217L211 218L209 220ZM222 217V216H221ZM235 217V216H234ZM104 218V217H103ZM130 218V217H129ZM162 218V217H161ZM99 219V218H98ZM101 219V218H100ZM231 219V218H230ZM24 221V218L22 219ZM117 220V221H118ZM135 220V219H134ZM226 220V219H225ZM235 220V219H234ZM5 221V222H6ZM194 221V219H193ZM257 221V222H258ZM4 222V224H5ZM27 222V221H26ZM128 222V221H127ZM132 222V221H131ZM229 222V221H228ZM25 223V222H24ZM259 223V222H258ZM19 224V223H18ZM28 224V223H27ZM74 224V225H73ZM99 221L97 222L96 221V226L94 228L96 229H99L100 225H99ZM103 224V223H102ZM120 224V223H119ZM22 225V224H21ZM33 225V224H32ZM34 225V226H35ZM55 224H53L52 226L50 225V227H48V229H51L54 227ZM121 225V224H120ZM203 225V224H201ZM14 226V225H12ZM11 226V227H12ZM17 226V225H16ZM23 226V225H22ZM33 226V227H34ZM66 226V227H67ZM113 226V225H112ZM111 226V227H112ZM118 226V225H117ZM6 227V226H5ZM60 227V226H59ZM235 227V228H234ZM7 228V227H6ZM9 228V227H8ZM7 228V230H8ZM14 228H17V227H14ZM84 228V226H83ZM93 228V226H92ZM93 228V229H94ZM108 228V227H107ZM114 228V227H113ZM1 229H4L3 227ZM10 229V228H9ZM35 229V228H34ZM37 229V232H39ZM91 229V228H89ZM126 229V228H125ZM194 229V228H193ZM12 230V229H11ZM31 230V229H30ZM10 230H8L9 232ZM13 231V230H12ZM47 231V230H46ZM46 231H44L45 233H47ZM90 231V230H89ZM201 231V230H200ZM35 232V235L32 234V236L30 235H27L26 233V236L28 237V239L30 238L31 239V242L34 243V240H38L40 234L38 235V233ZM41 232V233H42ZM52 232V231H51ZM83 233H85L84 231H82ZM86 232L89 234L88 230H86ZM91 232V231H90ZM93 232V231H92ZM91 232V233H92ZM191 232H192V229H191ZM190 232V233H191ZM195 232V230H194ZM209 232V231H208ZM44 233V234H45ZM59 233V232H58ZM85 233V234H87ZM113 233V232H112ZM121 233L123 234V232L121 231ZM200 233V232H199ZM85 234L83 236H85ZM114 234V233H113ZM127 234V232H126ZM194 234V233H193ZM225 234V233H224ZM34 235V236H33ZM90 235V234H89ZM94 235V233H93ZM118 235V234H117ZM124 235V234H123ZM198 235V234H197ZM207 235V234H206ZM231 235L233 237H231ZM42 236V234H41ZM169 236V235H168ZM200 236V235H199ZM214 236H216L214 234ZM228 236V235H227ZM42 240L45 241V239H50L52 240L54 238V235L52 234H48L47 236H42ZM75 237V236H74ZM221 237V236H220ZM45 238V239H44ZM126 238V237H125ZM132 238V237H131ZM185 238V237H184ZM214 238V237H213ZM249 238V239H248ZM248 239V240H247ZM33 240V241H32ZM73 240V239H71ZM172 240V239H171ZM79 241V239H78ZM82 241V239H81ZM106 242V245H104V243ZM126 240L123 239V237L121 236H117V237H114V235H109L107 237V239L103 240L104 243L103 244V247L99 248L98 247V250H93V249H90V251L85 255H83L82 257L84 258V260H89V257L91 259L94 258V260H97V256H101L102 258L106 255L110 256L111 254V251L112 250H115V248H118L121 244H124ZM168 241V240H167ZM178 241V239H177ZM204 241V242H205ZM42 242V241H41ZM58 242V243H59ZM73 242V241H72ZM90 241L89 240H85L83 241V245H85L86 243H89ZM36 243V241H35ZM180 243V242H179ZM191 243V242H190ZM60 244V243H59ZM75 244V243H74ZM101 244V245H102ZM187 244V243H185ZM68 245V244H67ZM82 245V246H83ZM182 245V244H181ZM65 246V245H64ZM88 246V245H87ZM86 246V247H87ZM85 247V248H86ZM94 247V246H93ZM97 247V246H96ZM66 248V247H65ZM95 248V247H94ZM156 248V247H155ZM162 248V247H161ZM164 248V247H163ZM182 248V247H181ZM185 248V247H184ZM226 248V247H225ZM20 249V248H19ZM68 249V248H67ZM17 251V249H15ZM22 250V249H21ZM165 250V249H164ZM191 250V249H190ZM197 250V249H196ZM227 250V249H226ZM19 251V250H18ZM88 251V249H87ZM176 251V250H175ZM182 251V250H181ZM195 251V250H194ZM20 252V251H19ZM159 252V251H158ZM184 252V251H183ZM215 252V251H214ZM2 253V252H1ZM15 253V252H14ZM18 253V252H17ZM21 253V252H20ZM110 253V254H109ZM124 253V252H123ZM194 253V252H193ZM222 253V252H220ZM46 254V253H45ZM216 254V253H215ZM218 254V253H217ZM2 255V254H1ZM82 255V254H81ZM80 255V256H81ZM114 255V254H113ZM123 255V254H122ZM184 255V254H183ZM182 255V256H183ZM3 256V255H2ZM15 256V254H14ZM20 256V254H18V257ZM66 256V255H65ZM121 256V255H120ZM124 256V255H123ZM181 256V257H182ZM220 256V255H219ZM13 257V256H12ZM21 257V256H20ZM116 257V256H115ZM216 257V256H215ZM8 258V257H7ZM6 258V259H7ZM23 258V257H22ZM82 258V259H83ZM99 258V257H98ZM100 258V259H102ZM5 259V260H6ZM81 259V260H82ZM90 259V260H91ZM190 260V259H189ZM13 261V260H12ZM19 261V260H18ZM26 261V260H25ZM183 261V260H182ZM186 261V260H185ZM224 261V260H223ZM223 261H218V263H214V264H224ZM81 262V261H80ZM92 262V261H91ZM100 262V261H99ZM15 263V261L13 262ZM17 263H20V262H17ZM16 263V264H17ZM85 263V262H84ZM96 263V262H95ZM94 261L92 264H95ZM186 263V262H185ZM213 263V262H212ZM0 264H11L10 261H4V259L2 258V260L0 259ZM23 264V263H22ZM210 264V263H209Z\"/></svg>","mask_w":264,"mask_h":264},{"label":"clouds","instance_id":"obj_3","mask_svg":"<svg viewBox=\"0 0 264 264\" xmlns=\"http://www.w3.org/2000/svg\"><path fill=\"white\" fill-rule=\"evenodd\" d=\"M133 6L138 3L143 13L150 17L166 18L171 11L181 4H186L184 0H131ZM214 0H197L198 9L206 17L212 8ZM224 6L232 10L235 15L233 20L238 23L240 31L244 36H251L256 31L264 27L260 24L259 17L254 13L252 0H224ZM17 8L16 0H0V12L13 11ZM127 15L124 20L127 21ZM209 33H212L209 30ZM132 216L135 219V233L132 236L131 243L135 248L147 253L154 250L156 237L158 235L159 215L154 208L150 206H137L132 209Z\"/></svg>","mask_w":264,"mask_h":264}]
</instances>
